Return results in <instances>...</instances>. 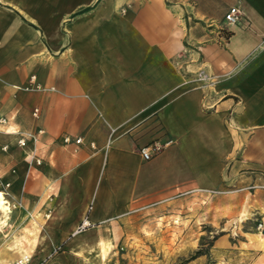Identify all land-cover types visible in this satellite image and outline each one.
<instances>
[{"label":"crops","instance_id":"1","mask_svg":"<svg viewBox=\"0 0 264 264\" xmlns=\"http://www.w3.org/2000/svg\"><path fill=\"white\" fill-rule=\"evenodd\" d=\"M1 116L0 176L53 197V236L202 192L264 222V0H0ZM38 128L28 173L14 133Z\"/></svg>","mask_w":264,"mask_h":264},{"label":"rangeland","instance_id":"2","mask_svg":"<svg viewBox=\"0 0 264 264\" xmlns=\"http://www.w3.org/2000/svg\"><path fill=\"white\" fill-rule=\"evenodd\" d=\"M0 153H5L1 147ZM40 190L38 182L27 196L34 204L23 206L10 193V184L4 197L17 205L0 229V264L23 255L30 264H261L264 222L247 218L243 209L225 231L234 216L225 210L234 209L235 200L217 192L188 194L95 225L82 221L71 235L58 237L51 235L50 212L40 219V202L43 208L53 203Z\"/></svg>","mask_w":264,"mask_h":264},{"label":"built area","instance_id":"3","mask_svg":"<svg viewBox=\"0 0 264 264\" xmlns=\"http://www.w3.org/2000/svg\"><path fill=\"white\" fill-rule=\"evenodd\" d=\"M242 13L238 8H231L228 13L224 17V21L228 26H234L237 25L241 19ZM34 80V77L30 79L32 82ZM27 91L28 89L25 88ZM32 117L35 120L39 119V109H34L32 112ZM8 119L1 116L0 117V134H6L7 133V127H8ZM44 134V131L40 128L33 132H15V146L18 149L25 150L30 143L32 145L31 151L28 153L27 158V172L29 173L33 168L39 167L42 164V158L39 156V139ZM62 142L64 145H68L71 143V140L68 137H65L62 139ZM83 143L82 138H78L75 140L76 145H80ZM171 143V140H167L165 142L160 141H154L144 147H141L139 149V155L143 161H150L152 158H154L157 154L161 152V150L168 146ZM91 148H94V145H90ZM9 145L5 144L1 147L2 152H8ZM10 188V183L4 182L1 179L0 176V192H2L5 195H7V191ZM264 189V187H262ZM256 187H250L247 188V190H254ZM10 209H15L17 203L10 204ZM84 225V223H83ZM262 225H260V228ZM10 264H30V258L27 255L21 256L20 258L16 259Z\"/></svg>","mask_w":264,"mask_h":264},{"label":"bare ground","instance_id":"4","mask_svg":"<svg viewBox=\"0 0 264 264\" xmlns=\"http://www.w3.org/2000/svg\"><path fill=\"white\" fill-rule=\"evenodd\" d=\"M10 213H11V209H10V205L9 202L6 200V198L4 197V194L2 192H0V229L4 226H7V222L10 219ZM87 221V220H86ZM235 221H228L225 225V231H228L232 225L234 224ZM84 226H87L88 223L87 222H83ZM24 256V255H23Z\"/></svg>","mask_w":264,"mask_h":264}]
</instances>
